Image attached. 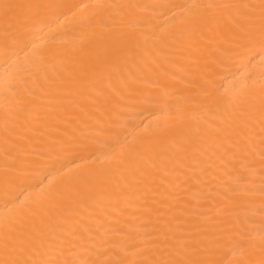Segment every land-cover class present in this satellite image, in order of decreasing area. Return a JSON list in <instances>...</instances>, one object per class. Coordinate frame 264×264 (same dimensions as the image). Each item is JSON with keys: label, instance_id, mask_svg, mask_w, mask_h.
<instances>
[{"label": "bare ground", "instance_id": "1", "mask_svg": "<svg viewBox=\"0 0 264 264\" xmlns=\"http://www.w3.org/2000/svg\"><path fill=\"white\" fill-rule=\"evenodd\" d=\"M108 4L129 7H99ZM194 4L240 7L193 9V27ZM260 5L0 0V220L36 201L47 209L15 225L9 250L30 249L35 254L25 258L56 264L139 260L137 249L149 247L140 243L146 228L158 226L160 213L166 220L163 206L172 204V230L187 245L181 254L205 264H261ZM245 16L256 18L253 40ZM129 91L135 95L121 100ZM131 101L134 108L120 106ZM240 101L241 110L252 106L256 135L237 149L234 126L218 117ZM153 134L159 145L151 161L117 163L122 149ZM53 191L63 195L46 199ZM124 233L136 248H127ZM4 241L0 228V259Z\"/></svg>", "mask_w": 264, "mask_h": 264}, {"label": "snow or ice", "instance_id": "2", "mask_svg": "<svg viewBox=\"0 0 264 264\" xmlns=\"http://www.w3.org/2000/svg\"><path fill=\"white\" fill-rule=\"evenodd\" d=\"M4 9L7 11L11 5L4 4ZM101 9L105 8H118V7H129L127 5L118 6V5H99ZM238 5H216V4H208V5H189V12L191 14V23L193 27L196 26V14L192 12L193 9L197 8H207V9H225V8H238ZM250 7V6H243ZM244 22L247 25V29L245 30V34L249 40L255 39V31H256V18L252 16L243 17ZM113 23H115L113 21ZM259 39L262 45H264V0H261L260 12H259ZM103 65L104 62H100ZM101 71H107L106 68L102 67ZM121 100H130V98L135 95L133 91H129L127 94H120ZM142 103H148V97H142ZM244 101H240L239 103L233 105L229 104L228 107L232 108V111H228L225 109V112L222 113L218 119L221 124H229L234 126V131L238 137V139L233 143V146L239 149L241 144L245 141L249 140L251 137L256 135L255 123L252 118V106L249 105L247 108L241 110V105ZM122 108H134L136 106L135 101L125 102L120 105ZM147 131V129H146ZM259 136L261 143H264V98L261 101V111H260V119H259ZM153 139L147 142H140L139 144L127 145L126 149H122V159L117 161V163H125L127 161H140L144 160L146 162L151 161L152 156L157 152V148L159 145V140L156 138V134H153ZM82 148H92V151H96L91 144H81L78 145ZM179 151H183V146H178ZM91 154V153H90ZM264 155V152L261 153ZM96 159H99L97 157ZM144 172L141 171L139 176L133 175L132 181L133 183H139L140 178L144 176ZM72 183V178H69V184ZM227 191H232L231 188L227 189ZM63 194L58 191H53L50 193H45L44 196L48 200H57L61 198ZM218 195L223 196L224 193H218ZM174 200H179V194L173 196ZM167 212V219H164V213H160L157 217L158 226L156 224H152L150 227L146 228L143 239L140 241L143 245H148V248H138L136 251V255H143L142 259L126 262L124 260H116V261H101L99 264H205L204 261L191 258L189 252H185L181 254V249H185L187 247L186 242L184 240H178L172 230V222L175 220V213L170 211L174 208V205L168 204L163 206ZM46 206L44 203L40 201L34 202L32 206L18 208L16 215L12 217H5L0 220V228H2L5 232V258L0 259V264H56L55 261L47 260V259H28L24 257L25 252H29L30 255H34V251L30 249L21 248L17 251L13 248L11 251L9 250L8 243V234L14 229L15 225L24 220L28 216H35L37 214H41L46 212ZM221 231H226V229H221ZM124 238L128 241L127 248H136V241L124 233ZM195 243V242H194ZM145 251L149 254L144 255ZM196 249L193 247L190 252H195ZM15 253V254H13ZM62 264H96V262H90L87 260H80L79 262L73 261H63ZM261 264H264V261H261Z\"/></svg>", "mask_w": 264, "mask_h": 264}]
</instances>
